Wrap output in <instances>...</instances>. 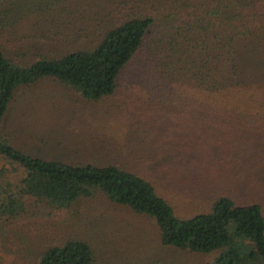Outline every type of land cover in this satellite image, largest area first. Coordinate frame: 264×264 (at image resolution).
Returning a JSON list of instances; mask_svg holds the SVG:
<instances>
[{
    "label": "trees",
    "instance_id": "1",
    "mask_svg": "<svg viewBox=\"0 0 264 264\" xmlns=\"http://www.w3.org/2000/svg\"><path fill=\"white\" fill-rule=\"evenodd\" d=\"M97 5L99 13L87 18L95 26L108 23L101 30L94 27L100 30L97 43L60 56H38L30 63L15 61L5 47L31 36L0 25V218L21 217L31 198L64 207L99 187L110 200L154 216L164 245L198 252L218 249L209 264H264L260 191L245 202L222 190L210 209L181 217L151 177L113 163H73L32 155L3 136L2 120L18 85L54 76L86 98L98 100L112 94L122 72L143 58L150 64L146 69L136 67L133 76L153 80L146 86L144 104L173 118L184 139L194 125L196 151L202 159L216 150L219 163L229 158L239 162L234 176L256 181V188L264 184V130L251 113L256 108L254 94L240 89L261 70L256 66V49L264 52V0H112ZM124 11L125 18L111 20ZM75 27L86 36L94 32L86 25ZM261 59L264 62V55ZM253 166L256 174L250 169L243 175ZM17 170L21 174L17 180H8L7 175L13 178ZM35 264H97V256L87 240L69 238L41 249Z\"/></svg>",
    "mask_w": 264,
    "mask_h": 264
},
{
    "label": "rangeland",
    "instance_id": "2",
    "mask_svg": "<svg viewBox=\"0 0 264 264\" xmlns=\"http://www.w3.org/2000/svg\"><path fill=\"white\" fill-rule=\"evenodd\" d=\"M111 2L0 0V25L14 26L16 33L23 31L31 36L23 43L7 44L6 52L17 62L30 63L38 56H60L72 49L92 47L99 41L102 25L95 26L96 22L87 16L99 13L97 4ZM125 13L115 16L116 20L114 14L111 20H122ZM76 23L77 27L86 25L87 30L94 32L86 36L74 29ZM107 26L106 21L103 27ZM263 55V50L257 48L256 66L261 70L240 88L246 94H254L256 108L251 113L262 131ZM142 59L136 61L134 68L122 72L112 94L98 100L86 98L74 86L54 76L18 85L2 120L3 136L32 155L73 163H113L151 177L157 191L181 217L210 209L217 192L222 190L245 202L256 198L260 191L264 204V184L256 188V181L233 175L240 169L237 160L229 158L219 163L216 150L202 159L196 151L198 135L194 125L189 127V138L184 139L181 126L173 124V118L144 104L148 96L146 86L153 80L133 76L136 67L146 69L150 64ZM211 137L212 134L209 140ZM10 165L5 162L6 167ZM250 169L256 174L253 166L245 168L243 175L249 174ZM13 174V178L7 175V179L17 180L21 175L18 170ZM69 238L87 240L95 249L97 264H209L219 252L162 244L154 216L112 201L101 188L92 187L89 195L68 206L54 208L31 198L21 217L12 221L0 218V264H35L41 249Z\"/></svg>",
    "mask_w": 264,
    "mask_h": 264
}]
</instances>
